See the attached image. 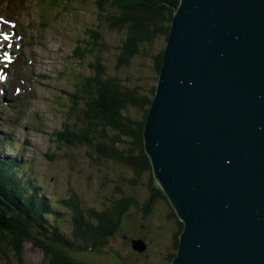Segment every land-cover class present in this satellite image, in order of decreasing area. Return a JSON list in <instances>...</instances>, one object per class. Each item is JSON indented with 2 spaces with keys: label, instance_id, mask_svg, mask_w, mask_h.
<instances>
[{
  "label": "water",
  "instance_id": "obj_1",
  "mask_svg": "<svg viewBox=\"0 0 264 264\" xmlns=\"http://www.w3.org/2000/svg\"><path fill=\"white\" fill-rule=\"evenodd\" d=\"M143 134L183 223L171 264H264V0H180Z\"/></svg>",
  "mask_w": 264,
  "mask_h": 264
},
{
  "label": "rangeland",
  "instance_id": "obj_2",
  "mask_svg": "<svg viewBox=\"0 0 264 264\" xmlns=\"http://www.w3.org/2000/svg\"><path fill=\"white\" fill-rule=\"evenodd\" d=\"M97 14L95 0H63L57 6L45 0H0V133H8L13 142L12 148L0 146V158L19 156L25 177L41 185L57 211L64 213L55 220L67 230L71 209L58 201L76 194L82 205L101 209L113 196H122L116 193V182L124 170L87 144L68 145L58 138L57 132L67 125L73 129L83 124L69 93L78 76L90 74L93 55L87 52L84 60H74V49L90 39L89 29L101 30L108 45L100 52L107 73L150 95L159 77L152 55L167 45L159 38L148 45L150 55L139 54L116 69L125 33L100 28ZM130 112L142 118L140 109L131 107ZM145 182L147 175L140 185L126 187L141 203L149 195ZM172 209L167 200L156 202L148 215L131 206L106 245L78 257L86 264H171L167 257L176 252L174 234L179 230ZM137 238L146 241L145 251L132 247ZM43 257L41 248L24 243L23 264H43Z\"/></svg>",
  "mask_w": 264,
  "mask_h": 264
},
{
  "label": "trees",
  "instance_id": "obj_3",
  "mask_svg": "<svg viewBox=\"0 0 264 264\" xmlns=\"http://www.w3.org/2000/svg\"><path fill=\"white\" fill-rule=\"evenodd\" d=\"M57 6L63 0H45ZM67 1V0H64ZM98 9V26L108 31L124 32L125 37L118 47L116 69L130 64L133 57L148 53V45L159 38L168 41L172 18L180 0H95ZM90 39L78 44L72 58L84 60L89 52L90 74H81L69 95L81 126L57 132L59 140L68 145L87 144L106 158L114 161L123 171L116 182L115 198L103 208L81 204L72 194L58 202L71 209L70 230L59 225L55 218L64 216L57 211L43 187L32 177H25L23 162L18 157L0 158V195L16 206L11 217L0 214V260L2 263L23 264L24 243L28 240L43 250V264H86L78 254L100 249L107 244L121 227L122 220L131 206H137L145 215L153 211L159 200H168L164 191L155 182L151 160L144 144L146 118L155 95L156 86L150 95L127 86L118 76L109 75L108 66L100 52L108 49L101 30L89 29ZM166 47V46H165ZM164 49L153 54L155 70L160 74ZM79 75V73H78ZM131 107L143 111L142 118H135ZM13 147L8 133H0V146ZM13 151V149L11 150ZM127 171H130L128 174ZM147 175L149 195L144 202L127 192L126 187H136ZM126 190V193H125ZM170 216L177 219L179 230L174 234V249L177 251L183 223L175 210ZM54 219V220H53ZM176 252L168 255L171 262Z\"/></svg>",
  "mask_w": 264,
  "mask_h": 264
},
{
  "label": "bare ground",
  "instance_id": "obj_4",
  "mask_svg": "<svg viewBox=\"0 0 264 264\" xmlns=\"http://www.w3.org/2000/svg\"><path fill=\"white\" fill-rule=\"evenodd\" d=\"M49 6H51V5H49ZM173 19V18H172ZM17 30V29H16Z\"/></svg>",
  "mask_w": 264,
  "mask_h": 264
}]
</instances>
